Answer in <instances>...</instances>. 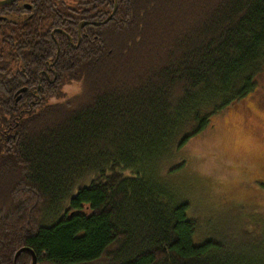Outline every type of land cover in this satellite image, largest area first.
I'll return each instance as SVG.
<instances>
[{"label":"trees","instance_id":"1","mask_svg":"<svg viewBox=\"0 0 264 264\" xmlns=\"http://www.w3.org/2000/svg\"><path fill=\"white\" fill-rule=\"evenodd\" d=\"M23 1L0 5V264H264L172 175L255 90L264 0Z\"/></svg>","mask_w":264,"mask_h":264},{"label":"rangeland","instance_id":"2","mask_svg":"<svg viewBox=\"0 0 264 264\" xmlns=\"http://www.w3.org/2000/svg\"><path fill=\"white\" fill-rule=\"evenodd\" d=\"M255 78L245 102L214 114L172 160H185L181 174L172 175L179 176L178 187L190 190L204 233L217 229L241 238L257 229L264 235V176L259 174L264 171V68Z\"/></svg>","mask_w":264,"mask_h":264},{"label":"flooded vegetation","instance_id":"3","mask_svg":"<svg viewBox=\"0 0 264 264\" xmlns=\"http://www.w3.org/2000/svg\"><path fill=\"white\" fill-rule=\"evenodd\" d=\"M17 1V0H16ZM16 1H14V2H16ZM25 1V2H24ZM23 2H22V4L21 5H23L25 8H31V3H29L28 2V0H24ZM13 3V2H12ZM116 4V3H115ZM115 4H114V6H115ZM116 8H117V5H116ZM26 10V9H25ZM113 10H114V8H113ZM113 10H112V12H113ZM27 11V10H26ZM116 11V10H115ZM28 12H30V11H28ZM30 15V14H29ZM111 15V14H110ZM30 17V16H29ZM110 17V16H109ZM108 18H106V19H104V20H102V21H91V20H86V19H84V20H80V21H78V24H77V42H76V44L74 45L73 43H72V38L71 37H69V40H70V42L72 43V45L74 46V47H77L78 45H79V43H80V40H81V29L85 26V25H87V24H92V25H95V23H105L104 21L105 20H107ZM109 20V19H108ZM107 20V21H108ZM85 23L80 29H79V24L80 23ZM98 24V25H99ZM55 32H62V30L61 29H59V28H55V29H53L52 31H51V36L53 37L54 36V33ZM56 42V41H55ZM58 52H59V45H58V43H57V54H58ZM22 90H24V89H22ZM22 90H20V91H22Z\"/></svg>","mask_w":264,"mask_h":264},{"label":"water","instance_id":"4","mask_svg":"<svg viewBox=\"0 0 264 264\" xmlns=\"http://www.w3.org/2000/svg\"><path fill=\"white\" fill-rule=\"evenodd\" d=\"M14 1H16V0H0V5H5V4H9V3H12V2H14ZM115 10H116V4H115V6H114V10H113V12H112V14L110 15V17L114 14V12H115ZM110 17H108V19L110 18ZM107 19V20H108ZM107 20H105L104 22H106ZM85 23H80L79 24V29L84 25ZM99 23H95V25H98ZM21 252V250H19V251H17L16 252V254H15V259H16V257L19 255V253ZM30 253H31V256H32V262H31V264H36V257H35V254L33 253V251H30Z\"/></svg>","mask_w":264,"mask_h":264},{"label":"bare ground","instance_id":"5","mask_svg":"<svg viewBox=\"0 0 264 264\" xmlns=\"http://www.w3.org/2000/svg\"><path fill=\"white\" fill-rule=\"evenodd\" d=\"M21 251L22 250H28L29 252L31 251L30 249H28V248H23V249H20ZM19 251V250H18ZM31 254V253H30Z\"/></svg>","mask_w":264,"mask_h":264}]
</instances>
